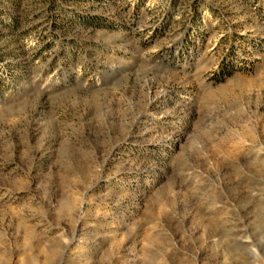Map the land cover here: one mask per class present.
<instances>
[{
  "label": "rangeland",
  "instance_id": "rangeland-1",
  "mask_svg": "<svg viewBox=\"0 0 264 264\" xmlns=\"http://www.w3.org/2000/svg\"><path fill=\"white\" fill-rule=\"evenodd\" d=\"M0 264H264V0H0Z\"/></svg>",
  "mask_w": 264,
  "mask_h": 264
}]
</instances>
